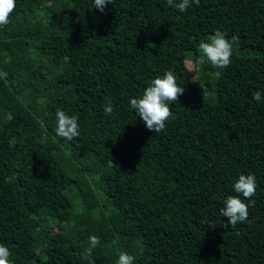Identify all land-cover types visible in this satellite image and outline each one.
Wrapping results in <instances>:
<instances>
[{"label":"trees","instance_id":"1","mask_svg":"<svg viewBox=\"0 0 264 264\" xmlns=\"http://www.w3.org/2000/svg\"><path fill=\"white\" fill-rule=\"evenodd\" d=\"M0 264H264V0H0Z\"/></svg>","mask_w":264,"mask_h":264},{"label":"rangeland","instance_id":"2","mask_svg":"<svg viewBox=\"0 0 264 264\" xmlns=\"http://www.w3.org/2000/svg\"><path fill=\"white\" fill-rule=\"evenodd\" d=\"M212 50H214V47L207 45L200 47L198 53L201 57H204V55L210 53ZM30 52L35 58V60H33V63H36L37 66L41 68L40 70L42 71V73L45 75V84L47 85L55 78L56 75L59 74V71L52 67V65L49 63L48 57L39 54L33 49H31ZM189 66L194 67L192 63H190Z\"/></svg>","mask_w":264,"mask_h":264}]
</instances>
